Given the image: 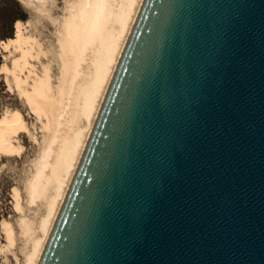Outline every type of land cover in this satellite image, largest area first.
<instances>
[{"label": "water", "instance_id": "95a60500", "mask_svg": "<svg viewBox=\"0 0 264 264\" xmlns=\"http://www.w3.org/2000/svg\"><path fill=\"white\" fill-rule=\"evenodd\" d=\"M41 264H264V0H146Z\"/></svg>", "mask_w": 264, "mask_h": 264}, {"label": "bare ground", "instance_id": "6f19581e", "mask_svg": "<svg viewBox=\"0 0 264 264\" xmlns=\"http://www.w3.org/2000/svg\"><path fill=\"white\" fill-rule=\"evenodd\" d=\"M16 1L31 13L36 34L28 35L21 21L15 24V37L1 45L10 53L12 66L2 65L0 75L8 85L12 79L31 113L45 123L27 195L32 200L42 198L46 211L39 224L22 222L29 236L22 262L41 264L146 0H61L60 21L54 16L58 0ZM50 27L55 34L49 33ZM45 32L56 43L50 39L49 50L44 51ZM13 52L17 57H12ZM48 62L58 63L56 78L55 67ZM29 128L21 112L0 118V156L17 152L12 138L20 133L21 141ZM3 234L13 241L11 228L6 226Z\"/></svg>", "mask_w": 264, "mask_h": 264}, {"label": "rangeland", "instance_id": "374dc122", "mask_svg": "<svg viewBox=\"0 0 264 264\" xmlns=\"http://www.w3.org/2000/svg\"><path fill=\"white\" fill-rule=\"evenodd\" d=\"M58 1V7L61 11L58 9L57 13H55L54 16L60 21L61 17L63 16L61 9L63 8V5L61 4V0ZM17 2L18 1L15 0H0V67L5 63L9 67L12 66L10 62L12 59L10 53L4 52V50L1 48V45L2 43L7 42L9 39L15 37V24L18 21L24 23L25 31L28 35L36 34V29L33 25L34 19L31 16V13L28 12L24 6L22 7V5H19ZM50 28L51 31L49 33L51 35L55 34V28ZM50 39L52 41H55L54 43H56V39L49 38L47 36V32H45V34H42L41 43L44 42V51L47 48V50H49L47 44L49 43ZM56 49L58 50V47H56ZM12 54V57H17V54H15L14 52ZM46 64H53L51 66H53V68L55 67L56 78L58 74H60L59 69H56L58 63L48 62ZM54 64H57V66H55ZM3 77L5 78L4 75H0V118H2L6 113L17 112L18 114H20L21 112L26 123L28 124V127L30 126V133L28 134L29 136L24 135L21 141L20 133L12 138L13 144L15 143V150L17 149L18 152H14L16 153V155L12 153L0 156V248H2L0 249V253H2L0 254V264H17L18 258V262L23 264V262L25 261V253L28 248L27 243L29 242V236L24 234L22 222L39 224L38 222L41 221L40 219L45 215L46 211V209L44 208L45 206H42V204L44 203L42 198H36L35 200H32L30 199V196L27 195L29 194L27 191L28 182L34 175V165L41 154V148L44 141L43 133L45 132H43V130L45 131V123H40V121H38V119L31 113V108L29 107L28 103H26L27 100L22 96L20 97V90H18V87L15 85V83H13L12 79H10L11 85H8ZM33 134L35 135L34 140H32L31 136ZM4 224L13 230V241L5 239L6 236L3 233L6 229V226H4ZM9 244H11V246H8ZM11 249L13 252L10 251ZM5 254H7V256ZM22 260L24 261L22 262Z\"/></svg>", "mask_w": 264, "mask_h": 264}, {"label": "flooded vegetation", "instance_id": "af4514ba", "mask_svg": "<svg viewBox=\"0 0 264 264\" xmlns=\"http://www.w3.org/2000/svg\"><path fill=\"white\" fill-rule=\"evenodd\" d=\"M16 1V0H15ZM18 3V2H17ZM19 4V3H18ZM20 5V4H19Z\"/></svg>", "mask_w": 264, "mask_h": 264}, {"label": "trees", "instance_id": "16d2710c", "mask_svg": "<svg viewBox=\"0 0 264 264\" xmlns=\"http://www.w3.org/2000/svg\"><path fill=\"white\" fill-rule=\"evenodd\" d=\"M23 17V16H22ZM24 18V17H23Z\"/></svg>", "mask_w": 264, "mask_h": 264}]
</instances>
